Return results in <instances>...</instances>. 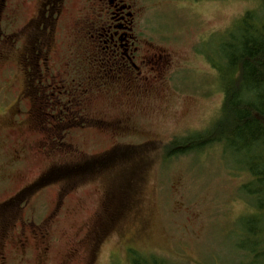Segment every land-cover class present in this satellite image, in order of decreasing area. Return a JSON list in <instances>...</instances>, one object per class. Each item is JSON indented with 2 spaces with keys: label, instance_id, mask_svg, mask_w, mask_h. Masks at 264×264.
Listing matches in <instances>:
<instances>
[{
  "label": "rangeland",
  "instance_id": "1",
  "mask_svg": "<svg viewBox=\"0 0 264 264\" xmlns=\"http://www.w3.org/2000/svg\"><path fill=\"white\" fill-rule=\"evenodd\" d=\"M133 1L144 38L172 55L169 79L146 94H97L89 118L111 129H64L54 144L29 119L36 96L20 58L36 10L22 3L0 26V232L31 238L23 250L7 246L6 264H133L131 251L170 264L249 262L239 247L256 213L241 191L251 175L220 144L171 158L166 149L220 119L221 74L208 55L220 63L221 44L261 0ZM78 3L64 21L69 40ZM44 232L45 244L32 240Z\"/></svg>",
  "mask_w": 264,
  "mask_h": 264
},
{
  "label": "flooded vegetation",
  "instance_id": "2",
  "mask_svg": "<svg viewBox=\"0 0 264 264\" xmlns=\"http://www.w3.org/2000/svg\"><path fill=\"white\" fill-rule=\"evenodd\" d=\"M22 3L36 10L28 23L35 35L20 58L36 96L29 119L40 127L42 143L61 142L64 129L87 132L96 123L102 132L111 129L106 121L89 118L87 105L97 94H146L169 79L172 55L144 38L133 0H79L70 40L63 37L64 21L75 0H0V26L13 23ZM64 40L71 44L62 46ZM14 230L0 232V264L7 263V246L23 250L31 239L23 231L16 240ZM32 240L45 244L47 233Z\"/></svg>",
  "mask_w": 264,
  "mask_h": 264
},
{
  "label": "trees",
  "instance_id": "3",
  "mask_svg": "<svg viewBox=\"0 0 264 264\" xmlns=\"http://www.w3.org/2000/svg\"><path fill=\"white\" fill-rule=\"evenodd\" d=\"M219 53L223 65L211 55L208 58L221 74L224 103L220 119L207 133L171 141L166 157L216 144L237 157L242 170L252 177L241 191L256 211L246 221V236L239 248L249 258L246 264H264V0L258 11L242 17ZM94 163L100 165L101 161ZM132 253L133 264H170L155 256L146 259Z\"/></svg>",
  "mask_w": 264,
  "mask_h": 264
}]
</instances>
